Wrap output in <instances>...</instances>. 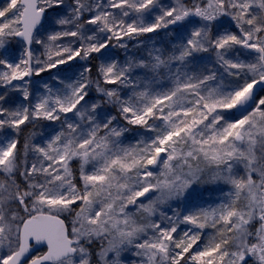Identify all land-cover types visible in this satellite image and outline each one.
Masks as SVG:
<instances>
[{
  "label": "snow or ice",
  "instance_id": "snow-or-ice-1",
  "mask_svg": "<svg viewBox=\"0 0 264 264\" xmlns=\"http://www.w3.org/2000/svg\"><path fill=\"white\" fill-rule=\"evenodd\" d=\"M0 88V264H264V0H7Z\"/></svg>",
  "mask_w": 264,
  "mask_h": 264
},
{
  "label": "rangeland",
  "instance_id": "rangeland-1",
  "mask_svg": "<svg viewBox=\"0 0 264 264\" xmlns=\"http://www.w3.org/2000/svg\"><path fill=\"white\" fill-rule=\"evenodd\" d=\"M162 2L165 3V4H168V3H171V0H162ZM6 3H7V0H0V8H2ZM232 30L236 31L234 26H232ZM149 37H154L155 40H156L157 46H160V40L163 37V32H161L159 36H157L156 33H152V34H148L146 36L140 37L139 40H140L141 43L139 45L137 44V41H135V40L129 41L128 42L129 47H128V51L127 52H125V50H123V49H112V52L115 54L116 59H118L120 62H123L124 59L127 56H133V57H136V58H139V57H142V56L146 57L147 56V50L146 49L150 48L152 46V43H153V41L151 39H149ZM20 43H21L20 41H18L16 38H14L12 40V42L10 43V45H9V49L14 54H18L19 51H20ZM34 47H36L38 49L37 54H40V52L43 51L42 49H39V46H34ZM202 55L207 56L208 54H202ZM97 63H99V61H94V66ZM94 72H95V67H94ZM50 75H51L50 73L43 74L44 78H46V79ZM36 79H39V78H36ZM3 91H4V89L0 88V92H3ZM12 95L16 96L19 99V94L18 93H13ZM93 95H94V93H93ZM260 95H264V91H262L260 93ZM47 123L48 122H38V124L35 126V129H33L32 125H28L27 127H25L24 128V133L21 135L22 136V143H23V139H24L25 135H28L33 130L39 132L43 128V126L45 124H47ZM139 131H142V130H139ZM135 132H136V130H134L133 132H130V133L127 134L126 139H125V143L126 144L135 143V141L137 139H139V137L136 136ZM148 135H151V134H148ZM40 139H41V137L38 135L36 137V141L39 142ZM153 170L154 171H158V169H153ZM205 198H207V197H205ZM169 214H171V213H169ZM155 219H158V217H156ZM186 227H190V226L181 225V229H184ZM213 232H214L213 229L206 228L204 230V234L201 237V241L198 242L197 245L194 246L193 251H195L197 248L203 247V245L205 243H207V240L209 239L210 235Z\"/></svg>",
  "mask_w": 264,
  "mask_h": 264
},
{
  "label": "water",
  "instance_id": "water-1",
  "mask_svg": "<svg viewBox=\"0 0 264 264\" xmlns=\"http://www.w3.org/2000/svg\"><path fill=\"white\" fill-rule=\"evenodd\" d=\"M16 39L19 41V38H16ZM260 93H261V92H260ZM260 93H259V94H260ZM41 250L46 251V246H40V247H39V251H41ZM44 251H43V252H44ZM41 253H42V252H41ZM33 254H39V252H34Z\"/></svg>",
  "mask_w": 264,
  "mask_h": 264
},
{
  "label": "trees",
  "instance_id": "trees-1",
  "mask_svg": "<svg viewBox=\"0 0 264 264\" xmlns=\"http://www.w3.org/2000/svg\"><path fill=\"white\" fill-rule=\"evenodd\" d=\"M92 63H93V65H94V61H93ZM20 139H21V144H22V136L20 137Z\"/></svg>",
  "mask_w": 264,
  "mask_h": 264
}]
</instances>
